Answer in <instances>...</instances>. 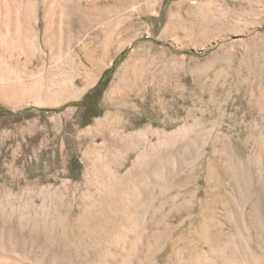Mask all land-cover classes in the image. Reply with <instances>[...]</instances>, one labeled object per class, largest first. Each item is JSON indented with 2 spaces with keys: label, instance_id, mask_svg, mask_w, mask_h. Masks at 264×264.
I'll use <instances>...</instances> for the list:
<instances>
[{
  "label": "rangeland",
  "instance_id": "374dc122",
  "mask_svg": "<svg viewBox=\"0 0 264 264\" xmlns=\"http://www.w3.org/2000/svg\"><path fill=\"white\" fill-rule=\"evenodd\" d=\"M0 110V264H264V0H0Z\"/></svg>",
  "mask_w": 264,
  "mask_h": 264
},
{
  "label": "trees",
  "instance_id": "16d2710c",
  "mask_svg": "<svg viewBox=\"0 0 264 264\" xmlns=\"http://www.w3.org/2000/svg\"><path fill=\"white\" fill-rule=\"evenodd\" d=\"M109 79H110L109 77L102 76V78L97 82V84L94 87H92L80 101H77L75 103L76 105L83 107L86 110L84 112V117L90 118V117H94L98 115L99 100H100V97L105 87L107 86L109 82ZM6 114H7V111L0 110V116L6 115Z\"/></svg>",
  "mask_w": 264,
  "mask_h": 264
},
{
  "label": "bare ground",
  "instance_id": "6f19581e",
  "mask_svg": "<svg viewBox=\"0 0 264 264\" xmlns=\"http://www.w3.org/2000/svg\"><path fill=\"white\" fill-rule=\"evenodd\" d=\"M115 116V115H114ZM114 116H113V120H114Z\"/></svg>",
  "mask_w": 264,
  "mask_h": 264
}]
</instances>
